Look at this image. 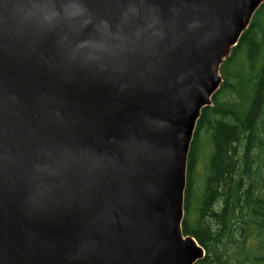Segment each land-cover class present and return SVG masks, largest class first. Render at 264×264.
<instances>
[{
    "label": "water",
    "instance_id": "obj_1",
    "mask_svg": "<svg viewBox=\"0 0 264 264\" xmlns=\"http://www.w3.org/2000/svg\"><path fill=\"white\" fill-rule=\"evenodd\" d=\"M264 0H0V264H196L197 123Z\"/></svg>",
    "mask_w": 264,
    "mask_h": 264
},
{
    "label": "trees",
    "instance_id": "obj_2",
    "mask_svg": "<svg viewBox=\"0 0 264 264\" xmlns=\"http://www.w3.org/2000/svg\"><path fill=\"white\" fill-rule=\"evenodd\" d=\"M220 71L223 83L190 148L183 231L206 251L196 264H246L264 260L251 257L264 253V3ZM204 139L208 161L198 180Z\"/></svg>",
    "mask_w": 264,
    "mask_h": 264
},
{
    "label": "rangeland",
    "instance_id": "obj_3",
    "mask_svg": "<svg viewBox=\"0 0 264 264\" xmlns=\"http://www.w3.org/2000/svg\"><path fill=\"white\" fill-rule=\"evenodd\" d=\"M209 152V146L207 144V141L206 139H204L203 143H202V152H201V156H200V160H199V163H198V166H197V179L198 180H201V178L205 175L206 173V163L208 161V156H207V153ZM198 183L200 184V182L198 181ZM199 186V185H198ZM264 252V251H262ZM261 256V257H264V253H260L258 251H255L251 257H254V256ZM249 256V255H248ZM260 258V257H259ZM257 259V258H255ZM246 264H264V260L262 261H258V262H255L254 260L253 261H250V262H247Z\"/></svg>",
    "mask_w": 264,
    "mask_h": 264
}]
</instances>
